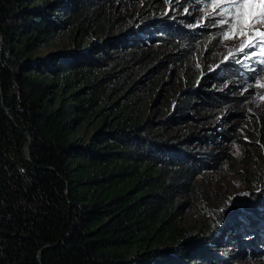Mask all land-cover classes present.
Returning <instances> with one entry per match:
<instances>
[{"label":"trees","instance_id":"trees-1","mask_svg":"<svg viewBox=\"0 0 264 264\" xmlns=\"http://www.w3.org/2000/svg\"><path fill=\"white\" fill-rule=\"evenodd\" d=\"M93 1L0 0V264H40L39 251L41 264H212L210 254L226 253L218 248L223 230H184L172 202L201 171L186 157L194 134L167 139V124L146 118L131 86L137 77H119L120 63L108 61L91 39L110 28L102 13H88ZM154 18L163 19L157 39L164 51L141 50L126 62L148 68L143 77L180 68L184 92L165 96L180 118L196 107L193 98L205 109L239 111L243 98L203 92L209 78L234 88L237 65L219 62L215 74L201 77L191 67L194 51L207 55L226 28L187 32L170 15ZM149 91L162 94L158 78ZM258 133L263 129L254 140ZM222 159L233 160L219 151L203 161Z\"/></svg>","mask_w":264,"mask_h":264},{"label":"rangeland","instance_id":"rangeland-1","mask_svg":"<svg viewBox=\"0 0 264 264\" xmlns=\"http://www.w3.org/2000/svg\"><path fill=\"white\" fill-rule=\"evenodd\" d=\"M212 3L213 0H94L88 13H102L110 21V28L103 35L94 31L91 39L103 47L108 61L120 63L119 77L129 76L131 80L137 77L131 86L139 90L137 96L145 104L146 118L154 126L167 124L164 131L167 139L179 140L194 134L186 157L202 167L194 186H186L182 195L172 196V202L178 206L175 217L179 226L193 234L223 230L218 248L224 247L226 253L225 256L218 251L210 254L212 264H264V100L260 99L264 88L256 86L257 80L264 82V63H260L264 61V54H260V47L239 51L241 39L224 40L221 36L207 55L196 49L190 60L198 77L215 74L220 69L218 63L228 61L237 65L241 76L231 83L234 88L226 80L209 78L203 91L205 95L220 94L227 99L234 96L243 100L239 102L240 110L236 111L229 106L205 109L201 107V100L193 98L196 109L187 118L174 114L173 106L165 99L167 92L179 96L187 86L179 67H171L165 75L159 70L143 77L141 71L148 68L134 60L126 62L127 57L141 50L149 54L164 51L157 39L164 23L163 19L154 18L155 14L170 15V22L187 32L206 24L222 26L227 31V25L219 24L222 17L219 9L213 11ZM252 52L257 55L252 56ZM156 78L162 84L160 96L149 91ZM259 128L263 133H258L254 140L252 136ZM203 135H209L211 140L201 143L198 138ZM219 151L231 154L233 160L203 161L207 155L213 158Z\"/></svg>","mask_w":264,"mask_h":264},{"label":"snow or ice","instance_id":"snow-or-ice-1","mask_svg":"<svg viewBox=\"0 0 264 264\" xmlns=\"http://www.w3.org/2000/svg\"><path fill=\"white\" fill-rule=\"evenodd\" d=\"M211 7L213 11L219 9L222 17L219 24L228 26L224 40L239 38L242 40L239 51L259 46L260 54H264V0H213ZM256 86L264 88V82L257 80ZM260 99L264 100V96Z\"/></svg>","mask_w":264,"mask_h":264},{"label":"water","instance_id":"water-1","mask_svg":"<svg viewBox=\"0 0 264 264\" xmlns=\"http://www.w3.org/2000/svg\"><path fill=\"white\" fill-rule=\"evenodd\" d=\"M129 31H131V30H129ZM2 48H3V41H2V38H1V36H0V61H1V58H2V55H1ZM0 95H1V90H0ZM3 109L5 110V112H6L7 114H9V112H8L7 109H5L4 107H3ZM10 118L12 119L11 116H10ZM26 138H27V141H26L25 146H24V153H23V155H24V157H26L27 159H29V158H30V155H29V149H30V138H29V136H26ZM66 193H67V192H66ZM41 252H42V251H39V252L37 253V261H38L40 264H41V259H40Z\"/></svg>","mask_w":264,"mask_h":264}]
</instances>
